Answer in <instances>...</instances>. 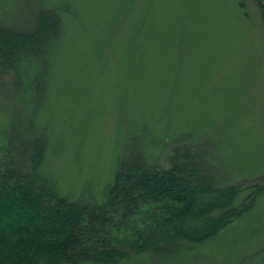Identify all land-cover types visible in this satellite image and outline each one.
I'll list each match as a JSON object with an SVG mask.
<instances>
[{
	"label": "rangeland",
	"instance_id": "374dc122",
	"mask_svg": "<svg viewBox=\"0 0 264 264\" xmlns=\"http://www.w3.org/2000/svg\"><path fill=\"white\" fill-rule=\"evenodd\" d=\"M42 13L59 30L45 55H22L14 73L0 57V127L28 133L33 111L43 173L63 197L99 205L128 156L167 166L177 143L196 146L250 211L195 256L124 264H264V0H0V29L30 37ZM36 74L42 97L27 103L20 76Z\"/></svg>",
	"mask_w": 264,
	"mask_h": 264
},
{
	"label": "trees",
	"instance_id": "16d2710c",
	"mask_svg": "<svg viewBox=\"0 0 264 264\" xmlns=\"http://www.w3.org/2000/svg\"><path fill=\"white\" fill-rule=\"evenodd\" d=\"M38 24L39 31L30 37L0 29L2 43L8 44L0 47L8 72L18 69L22 55H45L59 31L58 21L42 13ZM33 76H20L22 93L32 104L42 97L41 79ZM31 114L28 133L13 122L0 127L5 129L0 130V264H124L182 248L195 256L200 251L194 253L196 248L250 211V197L235 204L242 192L239 185L216 184L207 176L197 147L188 142L168 149L167 166L149 165L141 154L128 156L105 203L71 201L43 173L46 133ZM15 133L17 139L10 136ZM21 134L27 135L28 148L23 149Z\"/></svg>",
	"mask_w": 264,
	"mask_h": 264
}]
</instances>
